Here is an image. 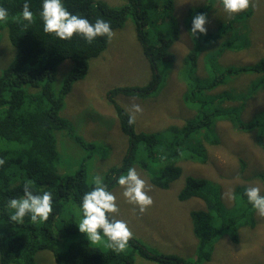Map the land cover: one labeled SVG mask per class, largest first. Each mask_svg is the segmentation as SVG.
Returning <instances> with one entry per match:
<instances>
[{
  "label": "trees",
  "instance_id": "1",
  "mask_svg": "<svg viewBox=\"0 0 264 264\" xmlns=\"http://www.w3.org/2000/svg\"><path fill=\"white\" fill-rule=\"evenodd\" d=\"M176 1L127 0L117 7L106 0H63L69 12L85 16L90 22L98 18L106 20L112 30L123 26L129 17L135 21L138 39L151 63L152 79L145 85L114 88L110 95L123 93L141 97L158 88L162 78L159 65L175 60L172 47L180 38ZM28 2L33 22L25 27L23 21L11 19L18 16L24 0H0V6L9 12V19L0 22V41L5 40L6 44L9 40L12 45L10 62L8 60L0 71V263L36 264L37 251L48 249L57 264H134L136 254L163 264H202L211 259L214 242L225 231L238 242L239 227L243 223L256 224L255 210L244 196L247 186L235 187L233 204L226 208L209 181L193 175L186 177L179 193L181 200L195 197L203 200L206 206L191 211L193 230L198 239L192 260L174 253L154 252L134 236L128 241L130 248L115 252L106 246L90 244L85 234L78 231L75 223L79 199L93 185L83 166L75 172H61L56 132L66 130L79 142L78 145L90 150L95 147L77 134L60 111L72 82L87 73L90 59L107 47L108 39L101 36L88 43L74 34L72 39L61 41L42 30L38 15L41 0ZM210 7L211 3L207 5ZM190 12L194 17L196 10ZM239 19L234 16L217 33L216 30L197 33L195 37L190 34L195 45L181 65L185 72L187 104L195 114L183 125H172L159 135L136 131L135 119L129 124V112L123 106L115 105L121 128L128 138V149L121 164L109 168L101 176L111 191L118 187L115 178L134 165H139L154 185L168 188L183 172L178 163L180 157L200 162L208 160L206 145L220 143L217 132L222 121L231 122L239 134L248 132L264 149V113L245 119V105L229 103L242 97L230 91L231 81L242 72L261 74L252 81L249 96L263 87L264 58L241 65H224L218 59L220 51L237 52L246 46L247 40L234 28V22ZM211 39L213 42L209 43ZM202 55L205 59L203 71L199 67ZM65 59L72 60L74 66L63 86L55 91L53 83L57 69ZM231 75L235 76L227 80ZM222 86L224 89L218 90ZM195 142H198L197 146ZM246 165L247 162L242 161L241 169ZM257 177L264 179V173ZM25 184L34 193L49 191L53 194V210L43 223H33L27 216L20 223L8 220L7 200L21 196Z\"/></svg>",
  "mask_w": 264,
  "mask_h": 264
},
{
  "label": "rangeland",
  "instance_id": "2",
  "mask_svg": "<svg viewBox=\"0 0 264 264\" xmlns=\"http://www.w3.org/2000/svg\"><path fill=\"white\" fill-rule=\"evenodd\" d=\"M106 1L119 7L127 0ZM209 3L211 7L207 8ZM175 8L180 33L179 40L172 47L175 60L159 65L162 78L156 90L141 97L123 93L109 94L114 88L145 85L152 79L151 63L138 39L132 17L123 26L112 30L113 36L108 39L107 47L90 59L87 73L72 82L70 90L64 95L60 114L73 125L86 143L95 147L90 150L80 146L66 130L57 131L61 172H75L83 166L88 180L92 181L93 176H102L109 168L121 164L128 149V138L121 128L115 105L123 106L128 112L132 105H139L141 112L133 113L135 130L154 132L157 135L164 133L172 125H183L195 114L187 104L185 72L181 65L182 59L195 45L187 28L193 17L190 12L192 9L196 10L195 15H205V33L214 30L217 33L234 16L240 17L234 22V28L247 40V44L237 52L220 51L218 59L221 64L241 65L264 58V0H250L249 8L233 15L224 12L220 0H177ZM0 42L1 71L9 60V51L12 53V45L9 40H6V44L5 40ZM211 42L212 39L209 43ZM216 49L219 50V47ZM204 64L202 55L199 60L201 71ZM73 66L74 62L70 59L59 64L53 83L55 91L63 86ZM260 75L242 72L231 81L230 91L242 97L229 103H243L245 119L264 113V85L253 96L247 94L252 81ZM233 76L235 75L228 76L227 80H231ZM223 89L222 86L218 90ZM218 130L220 143L206 145L208 160L200 162L180 157L178 163L183 172L168 188L154 185L139 165H134L138 175L146 180L148 195L153 200L145 211L140 212L137 206L128 204L121 195L120 186L112 190L119 206L117 218L127 221L132 236L154 252L174 253L189 260L195 256L198 239L193 230L191 211L205 209L206 206L199 198H179L187 176L207 179L226 208L232 206L233 191L238 185L258 186L264 194V179L257 177L259 173H264V149L248 132L244 135L237 133L231 122H220ZM194 145L197 146L198 142ZM242 161L247 162L243 169L240 167ZM254 216L255 225L243 223L239 227L238 242L232 240L228 231L220 235L214 242L211 259L202 264H264V217L256 212ZM130 247L131 244L128 243L124 250ZM35 263L57 264L52 251L48 249L37 251ZM134 264L163 263L136 254Z\"/></svg>",
  "mask_w": 264,
  "mask_h": 264
},
{
  "label": "clouds",
  "instance_id": "3",
  "mask_svg": "<svg viewBox=\"0 0 264 264\" xmlns=\"http://www.w3.org/2000/svg\"><path fill=\"white\" fill-rule=\"evenodd\" d=\"M224 12L229 15L240 13L249 8L250 0H220ZM42 21L44 33L52 34L63 41L70 40L74 34L90 43L97 37L111 39L113 31L106 20L96 19L90 22L85 16L69 12L64 6L63 0H41L38 13ZM9 19L7 8L0 6V22ZM11 19L23 21L27 26L33 22V12L30 10L28 0H24L18 16ZM206 17L204 14L195 15L191 20L189 33L196 36L197 33H205ZM127 111V109H126ZM141 112L139 105H132L128 114L129 124L134 122L133 113ZM92 188L85 191L79 199L78 231L85 234L86 239L92 245L106 244L115 252L123 251L128 244L132 233L127 221L117 218L119 211L117 198L109 189L104 179L93 176ZM115 184L122 189L121 195L128 204L135 205L140 212L152 205L153 200L148 195L146 180L138 175L134 167H128L127 171L115 178ZM247 203L255 210L256 214L264 217V194L260 187L248 186L244 189ZM8 220L20 223L24 217L33 222H45L53 210V194L49 191L34 193L28 184H25L22 195L8 198L5 205Z\"/></svg>",
  "mask_w": 264,
  "mask_h": 264
}]
</instances>
